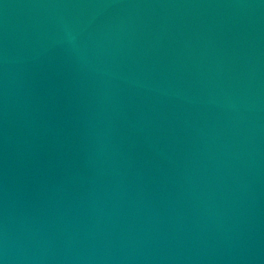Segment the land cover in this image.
<instances>
[{"label": "water", "instance_id": "water-1", "mask_svg": "<svg viewBox=\"0 0 264 264\" xmlns=\"http://www.w3.org/2000/svg\"><path fill=\"white\" fill-rule=\"evenodd\" d=\"M0 264H264V0H0Z\"/></svg>", "mask_w": 264, "mask_h": 264}]
</instances>
